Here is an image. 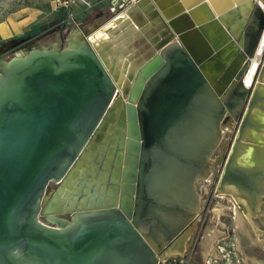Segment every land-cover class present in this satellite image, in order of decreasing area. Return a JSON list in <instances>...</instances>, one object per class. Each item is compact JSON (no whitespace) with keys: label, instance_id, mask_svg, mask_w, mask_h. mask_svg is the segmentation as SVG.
Listing matches in <instances>:
<instances>
[{"label":"water","instance_id":"95a60500","mask_svg":"<svg viewBox=\"0 0 264 264\" xmlns=\"http://www.w3.org/2000/svg\"><path fill=\"white\" fill-rule=\"evenodd\" d=\"M223 3L137 0L0 56V264H160L186 244L158 255L199 208L264 34L258 2ZM231 162L259 197L264 163Z\"/></svg>","mask_w":264,"mask_h":264},{"label":"flooded vegetation","instance_id":"af4514ba","mask_svg":"<svg viewBox=\"0 0 264 264\" xmlns=\"http://www.w3.org/2000/svg\"><path fill=\"white\" fill-rule=\"evenodd\" d=\"M262 8L264 10L263 6ZM78 25L80 24H77L76 26ZM22 38H33V37L25 35ZM18 40H20V37L18 38ZM17 42L18 41L0 42V56L4 55V52L11 51L13 48H15L14 44ZM263 66H264V45L257 58V67L255 70L254 78L248 87L245 86L246 91L243 93L241 92L242 100L240 99L238 101V104H235L234 110L232 112L226 110L224 114L222 121V125H223L222 138L220 144L218 145V147L210 157V173L208 178L202 181V183L205 184L206 193L204 194L203 198L200 199L198 210L191 218L189 223L185 226V228L178 229L170 240H163V245L160 247L158 255L161 257L166 255L167 252L170 251V249L173 248L176 249V245L182 243L185 240V237L187 236L186 244H184V246L179 245L180 246L179 249H177V251H174V253H172L166 261H161L160 264H232L236 262L238 263L240 261L237 257L240 256L243 258L244 256L243 253H246L247 251H249V249H257L258 251H260V253L256 254L258 257L264 256V248H262L260 245L258 246L256 244H251L249 241L248 246L246 247L241 246V244H243L242 242H244L245 239L247 241L249 239H247L244 236V233H242L239 229H237L238 231L237 230L234 231V229H231L229 227V222H231V220L233 223H236L234 204L238 203L237 202L238 198L241 197L245 199L246 197L244 196V192H242L241 190H239L235 186H232L229 183L230 180H228V176H227L229 172L230 164L232 163L231 161L234 158H235V162H237L239 166H241V168L255 167L259 169L262 166V163H264V157H261L262 156L261 149H258L257 147L254 149L253 148L255 147V144L253 143L254 141L253 142L247 141L249 139L246 138V134H249L247 133L248 130H253L255 132L254 134L258 136L260 135L258 133L262 132L260 128L261 124L257 122L255 118L256 115L255 113L256 111H259V113L264 114V89H263L264 83L258 82ZM255 98L256 101L254 102ZM246 124H248L249 128L245 133L243 132L244 129L243 126L245 127ZM260 137L261 135L259 136V139H261ZM240 144L243 145L241 146ZM248 144L251 146L253 145V147L251 146H247V147H249L251 150L256 151L255 158H256L257 166L256 165L245 166L241 164V162H239V158H241L244 155L243 151L245 149L243 148V146ZM259 192H260V196L258 197L259 200L256 201L258 199L256 197V199L254 198L251 201L248 200L249 201L248 204L252 212L257 213L251 217V221L253 222V225L257 230V234L259 233V236L261 238H264V231L261 230V228H264V194H263L264 189L258 191V194ZM230 197L232 198L233 201H235L234 203L230 199ZM217 200L220 203L228 206V207H224L223 211L218 214L213 207L214 201ZM242 206L243 205L241 203L238 204L237 208L239 211L244 210V207L241 208ZM216 220L218 222H216ZM254 220H259L258 222L259 228L254 223ZM219 223H221L222 226ZM213 224H216L215 229H209V227L213 226ZM246 228L249 234L248 238L249 237L253 238L256 236V233L254 232V230L249 228L248 224H246ZM237 232L240 238L239 241L236 239ZM211 234L217 235L218 238L213 241L212 243L213 247H211L212 249H209V251H207L208 253H205V251L208 249L206 248V246H208L207 241H209L210 239L209 237L211 236ZM237 245L239 246L238 248Z\"/></svg>","mask_w":264,"mask_h":264},{"label":"rangeland","instance_id":"374dc122","mask_svg":"<svg viewBox=\"0 0 264 264\" xmlns=\"http://www.w3.org/2000/svg\"><path fill=\"white\" fill-rule=\"evenodd\" d=\"M255 1L264 7V0ZM84 2H88L92 8H88ZM223 2L224 0H211L213 7H215V4H224ZM61 8H65L69 12V17L64 26L54 24L57 21V11ZM113 15L114 14L110 12L109 0H0V42L18 41L19 37H24L29 30L33 31L34 29L38 32L42 29H44V31L57 29V34H61L64 27L65 31H67L74 28L77 24H80L86 30L94 27L95 25H101L108 22ZM52 24H54V26L50 27ZM18 31L21 32V34L18 35ZM262 137H264V135H262ZM85 185V191L90 190L93 192L95 190V188H93L95 186L92 185L91 187L89 182H86ZM197 191L200 200L206 193L205 184H203L202 181L197 183ZM213 207L218 214L223 211L224 207L228 206L217 200L214 201ZM216 222L218 221L216 220ZM258 222L259 220H254V223L259 228ZM221 223L219 224L222 226ZM248 225L249 228L254 230L256 233L255 237L250 238L257 239V235L259 233L257 234V230L253 225V222L249 221ZM215 226L216 224H213V226L209 227V229H215ZM251 226L253 228H251ZM229 227L234 229V231L239 229L242 233H244V231L237 226V223H233L232 220L229 222ZM261 230L264 231V228H261ZM244 236L249 239L246 233H244ZM236 237L239 241L240 238L238 232ZM209 238V241H207L208 246H206L208 249L205 253H208L207 251L212 249V243L218 238V236L211 234ZM249 241L251 243L250 239L248 241L245 239L241 246H248ZM238 247L239 246L237 245V248ZM257 253H260V251L257 249H249V251L243 253V258L240 256L237 257L240 262L232 264H264V256L258 257L256 255Z\"/></svg>","mask_w":264,"mask_h":264},{"label":"bare ground","instance_id":"6f19581e","mask_svg":"<svg viewBox=\"0 0 264 264\" xmlns=\"http://www.w3.org/2000/svg\"><path fill=\"white\" fill-rule=\"evenodd\" d=\"M261 6V5H260ZM263 45H264V34H263V37H262V40H261V42H260V44H259V47H258V49H257V51H256V55H255V57L251 60V62H250V69H249V73L247 74V76L245 77V79H244V84H245V86L246 87H248L250 84H251V81L253 80V78H254V74H255V70H256V67H257V58H258V56H259V54H260V52H261V50H262V48H263ZM261 57V56H260ZM263 85V84H262ZM262 88V87H261ZM264 89V88H263ZM262 91V90H261ZM259 94V93H258ZM262 96V95H261ZM258 106H259V104H258ZM256 115H255V118H256V120H257V122L259 123V124H261V126H260V128H261V131H259V132H261V133H258V134H260L261 135V139H259V136L258 135H256V134H254L255 132L253 131V130H248L247 131V133H249V134H246V138H248L249 140H247V141H254L253 143L255 144V148L257 147L258 149H261V151H262V156L261 157H264V137H262V135L264 134V114H262V113H259V112H256L255 113ZM252 118V117H251ZM263 133V134H262ZM245 134V133H244ZM241 145V144H240ZM243 145V144H242ZM241 145V146H242ZM247 146H251V145H244L243 146V148L245 149L244 151H243V156L241 157V158H239V162H241V164H243V165H245V166H249V165H253V166H255L257 163H256V158H255V150H251L249 147H247ZM252 147H253V145H252ZM242 150V149H241ZM259 155V154H258ZM260 156V155H259ZM260 157V158H261ZM261 160V159H260ZM259 161V160H258ZM261 164V163H260ZM263 164V163H262ZM257 166V165H256ZM260 190L261 189H264V183L261 185V187L259 188ZM233 190H235V189H233ZM232 190V191H233ZM238 193V192H237ZM264 194V193H263ZM262 194V195H263ZM232 196H234V195H232ZM237 196V195H236ZM241 196V195H240ZM258 198V197H257ZM230 199L232 200V198L230 197ZM237 199V198H236ZM249 199V198H248ZM230 200V201H231ZM235 200V199H234ZM259 200V198L256 200V201H258ZM233 201V200H232ZM251 201V200H250ZM235 201H233V203H234ZM238 203H235V216H236V223H237V226L241 229V230H243L244 231V233H246L247 235H249L248 234V232H247V228H246V224H248V222L250 221L251 222V220H250V218L253 216V215H255V214H257V213H253L252 212V210H251V208H250V206H249V204H248V200L247 199H243V198H238V201H237ZM242 204L243 206L241 207V208H243L244 207V210H243V212L242 211H239L238 210V204ZM252 204V203H251ZM252 206V205H251ZM254 207V206H253ZM240 208V207H239ZM254 212H255V210H254ZM247 218V219H246ZM251 228H253L252 226H251ZM262 236V235H261ZM257 239H251L250 237H249V239L251 240V243L252 244H257L258 246L260 245L262 248H264V238H261L260 236H259V234L257 235Z\"/></svg>","mask_w":264,"mask_h":264},{"label":"built area","instance_id":"2783aa9c","mask_svg":"<svg viewBox=\"0 0 264 264\" xmlns=\"http://www.w3.org/2000/svg\"><path fill=\"white\" fill-rule=\"evenodd\" d=\"M136 2H137V0H109L110 12L115 14L121 10L128 8L129 6L135 4ZM84 4L88 8H92V6L88 2H84ZM249 69H250V65L247 69L246 76L249 73Z\"/></svg>","mask_w":264,"mask_h":264},{"label":"trees","instance_id":"16d2710c","mask_svg":"<svg viewBox=\"0 0 264 264\" xmlns=\"http://www.w3.org/2000/svg\"><path fill=\"white\" fill-rule=\"evenodd\" d=\"M56 16H57V21L54 24H56V25L60 24V25L64 26L65 22L67 21V19L69 17V12L65 8H61V9H59V11H57ZM54 24H52V26H50V27H53ZM42 32H44V29H42L39 32L34 29L33 31L29 30L26 35L31 36V37H35L36 35L41 34Z\"/></svg>","mask_w":264,"mask_h":264},{"label":"crops","instance_id":"0c3cea01","mask_svg":"<svg viewBox=\"0 0 264 264\" xmlns=\"http://www.w3.org/2000/svg\"><path fill=\"white\" fill-rule=\"evenodd\" d=\"M117 14H118V12H117V13H115L113 16H116ZM19 34H21V32H19V31H18V35H19Z\"/></svg>","mask_w":264,"mask_h":264}]
</instances>
